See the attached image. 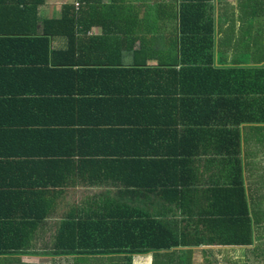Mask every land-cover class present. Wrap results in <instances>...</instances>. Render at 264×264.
<instances>
[{"label":"crops","instance_id":"obj_1","mask_svg":"<svg viewBox=\"0 0 264 264\" xmlns=\"http://www.w3.org/2000/svg\"><path fill=\"white\" fill-rule=\"evenodd\" d=\"M243 1L211 0L191 12L213 15L211 70L264 69L258 56L236 64L218 33L230 21L240 26ZM181 4L45 0L36 24L45 39L23 52L4 47L0 264H208L225 255L228 264H264V131L256 130L264 124L235 122L264 112V94H249L253 106L236 115L234 103H215L217 94L202 99L197 75L206 69L186 62L201 52L184 44ZM220 132L239 137L237 153L231 137L219 151ZM240 174L252 245L132 252L158 224L177 239H216L240 203ZM211 210L225 213L213 232L204 222L221 215ZM61 232L82 236L85 249L63 253Z\"/></svg>","mask_w":264,"mask_h":264},{"label":"trees","instance_id":"obj_2","mask_svg":"<svg viewBox=\"0 0 264 264\" xmlns=\"http://www.w3.org/2000/svg\"><path fill=\"white\" fill-rule=\"evenodd\" d=\"M45 0H0V55L12 52V47L25 51L26 48H35L38 42L44 40L39 36L36 28L38 22V6ZM211 0H181V22L184 24L180 29L182 37H184V44L188 48L197 47L196 51L201 52V55H196L186 62H192L193 65L203 66L206 70L202 71V75L198 77L200 94L202 99L206 102L213 100L212 96L218 95L216 104L222 106L226 102H232V108L237 113L248 110L253 106L252 102L256 97H251V93L257 97L264 94V69L249 68V66H233L230 70H222L215 68L211 70V61L213 62V54L211 49L214 48V18L213 15L206 10L202 14L193 15V9L207 8L208 2ZM70 5V4H68ZM224 6L227 8L228 6ZM241 7L246 8L240 18V26L236 29L234 26L235 21H230L229 26L218 30L219 35L222 36L226 49L232 50L236 54V64L242 63L254 57L264 59V0H244ZM31 20L33 23L31 24ZM57 21V20H56ZM194 22L193 25H190ZM226 23V22H225ZM224 23V24H225ZM213 27V29H212ZM231 29V36L226 38L227 30ZM16 44V45H13ZM3 52V53H2ZM249 53V56L244 55ZM261 53V56H260ZM192 70L201 72L199 66L193 67ZM256 87L254 92H247L246 88ZM223 96L225 98H223ZM16 100V99H14ZM13 99L4 100L5 103L13 106ZM25 100L24 106L33 108L35 102ZM19 103V102H17ZM23 104V101H21ZM264 105V104H263ZM258 107L262 110V107ZM12 108V107H11ZM211 113H207L206 116ZM236 124L240 123H253L264 124V112L261 114L254 113L251 118H240L235 120ZM256 130L263 131V127H256ZM234 132H220L218 136L219 144L218 149L220 152L226 151L230 142H224V139H229ZM234 141L233 152L237 153L239 150V137H231ZM230 138V139H231ZM236 158V157H235ZM239 158L233 160L232 165L240 166ZM224 167L226 163H221ZM240 181L242 189H240L241 198L240 203L236 205L234 211L228 213L229 222H226V230L218 237L215 238H189L177 239L173 237L169 231L161 227L160 224L152 231L151 234L141 237L139 243L134 246L132 252L134 254H144L152 250L172 249L178 246L196 245L199 243L216 244L221 246H249L252 245V222L249 216V207L245 198L243 189L242 174H240ZM219 211V210H218ZM217 210L210 211L212 214H220L221 217H214L208 222H204L207 231H216L219 224L223 222L225 213H219ZM230 214V215H229ZM204 218V217H203ZM201 219V218H200ZM202 220V219H201ZM31 227L37 224L34 221H28ZM140 226H145L142 222ZM82 236L76 237L72 234L61 232L58 238V248L67 253L69 249L75 251L85 249ZM4 244V243H3ZM2 245V244H0ZM13 247H18V244H12ZM7 249L12 248L10 244ZM64 247L66 250H64ZM94 247H101L96 240ZM189 264V261H187Z\"/></svg>","mask_w":264,"mask_h":264},{"label":"flooded vegetation","instance_id":"obj_3","mask_svg":"<svg viewBox=\"0 0 264 264\" xmlns=\"http://www.w3.org/2000/svg\"><path fill=\"white\" fill-rule=\"evenodd\" d=\"M227 256H230V255H225L224 258H227ZM224 258H212L210 257V263L208 264H228L227 260H224Z\"/></svg>","mask_w":264,"mask_h":264},{"label":"rangeland","instance_id":"obj_4","mask_svg":"<svg viewBox=\"0 0 264 264\" xmlns=\"http://www.w3.org/2000/svg\"><path fill=\"white\" fill-rule=\"evenodd\" d=\"M224 9H225V8H224ZM222 12H223V14L225 15L226 9L223 10ZM230 36H231V29H228V30H227V34H226V38H229ZM232 55H233V56H236V54H233V53H232ZM244 55L249 56L250 54H249V53H245ZM263 131H264V130H263ZM223 258H224V256H223Z\"/></svg>","mask_w":264,"mask_h":264}]
</instances>
